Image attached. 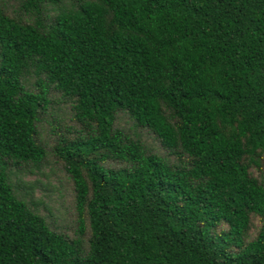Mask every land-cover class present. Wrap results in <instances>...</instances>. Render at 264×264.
<instances>
[{"label":"trees","instance_id":"trees-1","mask_svg":"<svg viewBox=\"0 0 264 264\" xmlns=\"http://www.w3.org/2000/svg\"><path fill=\"white\" fill-rule=\"evenodd\" d=\"M0 264H264V0L0 2Z\"/></svg>","mask_w":264,"mask_h":264},{"label":"rangeland","instance_id":"rangeland-1","mask_svg":"<svg viewBox=\"0 0 264 264\" xmlns=\"http://www.w3.org/2000/svg\"><path fill=\"white\" fill-rule=\"evenodd\" d=\"M9 6L15 4V0H0ZM47 136H45L46 138ZM42 173H23L20 179L34 187V193L30 199L38 203L39 211L49 221H55L68 229L77 227L78 214L75 208L73 187L66 173L61 167L51 163Z\"/></svg>","mask_w":264,"mask_h":264}]
</instances>
